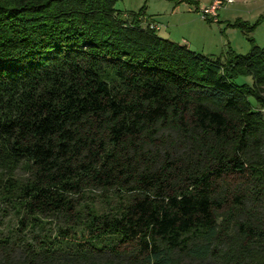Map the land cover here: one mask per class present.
I'll return each instance as SVG.
<instances>
[{
    "label": "trees",
    "instance_id": "16d2710c",
    "mask_svg": "<svg viewBox=\"0 0 264 264\" xmlns=\"http://www.w3.org/2000/svg\"><path fill=\"white\" fill-rule=\"evenodd\" d=\"M117 1L0 0V201L63 223L0 264H264V46L203 55Z\"/></svg>",
    "mask_w": 264,
    "mask_h": 264
},
{
    "label": "rangeland",
    "instance_id": "374dc122",
    "mask_svg": "<svg viewBox=\"0 0 264 264\" xmlns=\"http://www.w3.org/2000/svg\"><path fill=\"white\" fill-rule=\"evenodd\" d=\"M211 1L213 0H119L114 9L123 17L125 13H137L144 7L145 18L158 26L159 37L179 45L185 44L191 51L207 56L218 57L228 49L245 54L251 43L264 46V0H231L230 4H224L217 10V22L206 20L199 12L200 8L209 5ZM250 81L249 77L236 79L237 83L249 84ZM262 112L264 113V109ZM228 182L231 186L236 185L237 178L230 177ZM84 199L93 204L95 202L97 207L104 205L100 192ZM83 200L79 199L78 202L82 203ZM21 215V212L13 211L7 203L0 201V240L8 239L11 243L18 240V237H23V242L31 241L32 236L41 240L43 235L51 236L58 226H63L60 218H48V223L42 230L32 228L29 224L22 228L18 224ZM19 250L16 249L14 255L19 256Z\"/></svg>",
    "mask_w": 264,
    "mask_h": 264
},
{
    "label": "built area",
    "instance_id": "2783aa9c",
    "mask_svg": "<svg viewBox=\"0 0 264 264\" xmlns=\"http://www.w3.org/2000/svg\"><path fill=\"white\" fill-rule=\"evenodd\" d=\"M231 0H213L209 5L204 6L199 9L200 14L203 18L209 19L211 22H217L218 14L217 10L224 4H230ZM151 28L158 30V26L156 24H152Z\"/></svg>",
    "mask_w": 264,
    "mask_h": 264
}]
</instances>
